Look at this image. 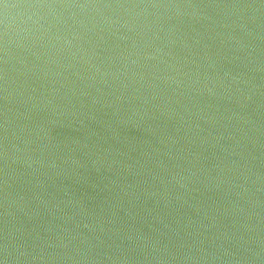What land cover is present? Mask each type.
<instances>
[{"label": "water", "instance_id": "1", "mask_svg": "<svg viewBox=\"0 0 264 264\" xmlns=\"http://www.w3.org/2000/svg\"><path fill=\"white\" fill-rule=\"evenodd\" d=\"M0 264H264V0H0Z\"/></svg>", "mask_w": 264, "mask_h": 264}]
</instances>
